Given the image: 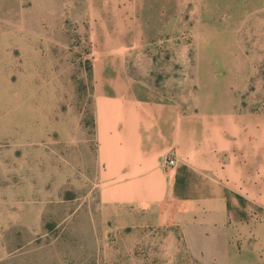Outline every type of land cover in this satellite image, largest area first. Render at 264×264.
Wrapping results in <instances>:
<instances>
[{
  "label": "rangeland",
  "instance_id": "rangeland-1",
  "mask_svg": "<svg viewBox=\"0 0 264 264\" xmlns=\"http://www.w3.org/2000/svg\"><path fill=\"white\" fill-rule=\"evenodd\" d=\"M81 4L0 0V199H10L0 205L42 211L37 227L0 231V264H201L173 227L138 233L116 228L112 219L101 233L94 231L93 221L104 217L91 74L101 29ZM262 4L203 0L182 9L175 30L129 52L127 74L177 97L188 91L183 79L190 76L207 84L206 95L230 94L237 99L233 107L264 111ZM215 31L219 37L210 39ZM197 49L204 54L200 63L215 71H182L183 64L197 63L190 52ZM236 49L238 63L231 56Z\"/></svg>",
  "mask_w": 264,
  "mask_h": 264
},
{
  "label": "crops",
  "instance_id": "crops-1",
  "mask_svg": "<svg viewBox=\"0 0 264 264\" xmlns=\"http://www.w3.org/2000/svg\"><path fill=\"white\" fill-rule=\"evenodd\" d=\"M80 1L101 29L91 74L104 217L93 221L94 231L112 219L116 228L138 233L168 226L201 264H264V111L233 107L230 94L206 95L207 84L190 76L183 79L188 91L177 97L127 74L131 50L175 30L182 9L203 0ZM117 22L122 29L110 33L107 24ZM239 50L232 62L240 61ZM190 52L197 63L183 64V72L215 71L200 63L201 50ZM167 157L175 159L173 168L165 166ZM13 204L0 205V231L40 225L41 210L17 213Z\"/></svg>",
  "mask_w": 264,
  "mask_h": 264
},
{
  "label": "built area",
  "instance_id": "built-area-1",
  "mask_svg": "<svg viewBox=\"0 0 264 264\" xmlns=\"http://www.w3.org/2000/svg\"><path fill=\"white\" fill-rule=\"evenodd\" d=\"M175 165V159L173 157H167L165 160V166L167 168H173Z\"/></svg>",
  "mask_w": 264,
  "mask_h": 264
}]
</instances>
